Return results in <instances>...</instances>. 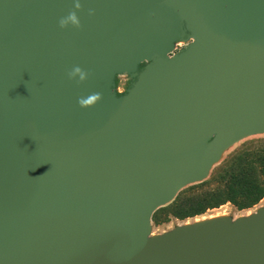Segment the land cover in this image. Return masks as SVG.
<instances>
[{"label": "water", "instance_id": "1", "mask_svg": "<svg viewBox=\"0 0 264 264\" xmlns=\"http://www.w3.org/2000/svg\"><path fill=\"white\" fill-rule=\"evenodd\" d=\"M258 134L264 0H0V264H264V204L151 224Z\"/></svg>", "mask_w": 264, "mask_h": 264}, {"label": "trees", "instance_id": "2", "mask_svg": "<svg viewBox=\"0 0 264 264\" xmlns=\"http://www.w3.org/2000/svg\"><path fill=\"white\" fill-rule=\"evenodd\" d=\"M263 197L264 140L252 142L235 151L214 171L209 181L192 189L178 208L180 215L192 216L227 200L232 201L238 209L250 208Z\"/></svg>", "mask_w": 264, "mask_h": 264}, {"label": "rangeland", "instance_id": "3", "mask_svg": "<svg viewBox=\"0 0 264 264\" xmlns=\"http://www.w3.org/2000/svg\"><path fill=\"white\" fill-rule=\"evenodd\" d=\"M182 42H178V46H183ZM129 80L127 79L126 74H120L116 77V91L123 92L127 87ZM264 134L252 135L246 138L241 139L237 143L233 144L229 149H227L221 160L216 163L210 171V174L206 179L201 182L191 183L183 187L173 200L170 202L158 207L152 214L151 224H152V233H162L173 228L175 225L190 223L192 221H197L201 219H206L213 216L219 215H230L232 217H237L241 215H247L251 212L255 211L256 208L264 204V197L260 200V202L250 208L246 209H238L237 206L230 200L224 201L223 203L205 209L203 212L199 214H195L192 216H182L180 215V211L178 208V204L184 203V198L188 196L192 189H196L203 182H207L211 179L212 174L219 168L230 156L237 151L238 149L243 148L247 144L256 141H263ZM178 200L176 201V199Z\"/></svg>", "mask_w": 264, "mask_h": 264}, {"label": "clouds", "instance_id": "4", "mask_svg": "<svg viewBox=\"0 0 264 264\" xmlns=\"http://www.w3.org/2000/svg\"><path fill=\"white\" fill-rule=\"evenodd\" d=\"M76 7L78 8L79 7V3L77 2L76 3ZM68 21H71L73 24L77 25L79 24V20L76 16V14L73 12V13H70L66 18H62L59 23H60V26L61 27H64ZM79 77V80H83L85 79V76H86V73L84 71H82L78 66L77 67H74L69 73H68V77L71 79V78H74V77Z\"/></svg>", "mask_w": 264, "mask_h": 264}]
</instances>
